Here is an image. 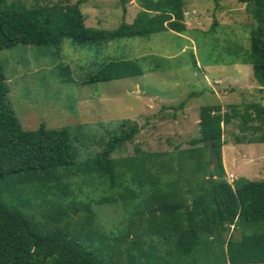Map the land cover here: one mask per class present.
Returning a JSON list of instances; mask_svg holds the SVG:
<instances>
[{
    "label": "trees",
    "instance_id": "trees-1",
    "mask_svg": "<svg viewBox=\"0 0 264 264\" xmlns=\"http://www.w3.org/2000/svg\"><path fill=\"white\" fill-rule=\"evenodd\" d=\"M127 2L121 0L123 15ZM236 2L245 5L254 22L246 62L262 88L264 0ZM82 3L26 8L0 0V50L17 44L56 46L63 39L103 44L186 31L184 0H138L142 11L134 21L110 31L86 27ZM142 74L135 61H109L87 83ZM4 81L0 65V264H118L120 256L121 264H264V182L250 181L237 189L235 181L231 185L226 180L222 165L223 128L238 117L235 109L230 114L220 105L200 107V137L177 154L116 161L112 155L137 133L136 126L125 130L122 123L118 134L99 140L101 151L80 159L69 130L21 127L6 102ZM249 108L264 124V108ZM243 118L252 120L247 112ZM207 140L217 158L213 169ZM127 175L135 187L123 184L116 192ZM98 191L107 195L91 198ZM117 200L131 207L132 215H146L155 244L128 230L118 237L105 231L101 212ZM251 225L262 228L251 230ZM231 227L238 237L225 236Z\"/></svg>",
    "mask_w": 264,
    "mask_h": 264
},
{
    "label": "rangeland",
    "instance_id": "rangeland-1",
    "mask_svg": "<svg viewBox=\"0 0 264 264\" xmlns=\"http://www.w3.org/2000/svg\"><path fill=\"white\" fill-rule=\"evenodd\" d=\"M78 1L5 0V5L31 8L67 6ZM83 1L79 8L85 26L99 30L131 24L142 11L138 0L126 3L125 15L121 0ZM184 4L186 31L182 34L164 31L84 45L63 39L56 46L17 44L1 49L6 102L21 127L26 131L41 125L69 130L81 159L101 151L99 140L118 134L122 123L125 130L136 126L132 141L112 155L116 161H123L142 154H177L191 148V141L200 137V107L220 105L222 112L231 114L233 108L238 115L223 128L221 158L226 180L231 185L239 178L264 182V124L249 108L256 104L264 108V87L255 82L246 62L254 29L250 12L236 0H184ZM117 60L135 61L143 74L87 83L102 64ZM245 112L252 120L243 118ZM122 180L116 192L123 190V184L129 189L135 187L130 175ZM68 181L72 183L73 179ZM104 195L107 193L98 191L91 198ZM131 211L120 200L108 212L103 210L105 231L118 237L128 230L155 244L157 238L144 222L146 215H132ZM261 228L251 225V230ZM238 234L231 227L225 236ZM120 260L118 264L122 256Z\"/></svg>",
    "mask_w": 264,
    "mask_h": 264
},
{
    "label": "water",
    "instance_id": "water-1",
    "mask_svg": "<svg viewBox=\"0 0 264 264\" xmlns=\"http://www.w3.org/2000/svg\"><path fill=\"white\" fill-rule=\"evenodd\" d=\"M206 145H207V149H208V158L210 160V167L213 169L216 165L217 162V158L214 154V149H213V144H212V140H207L206 141ZM249 182V180L244 179V178H239L236 181V188L239 189L241 188L244 184H247Z\"/></svg>",
    "mask_w": 264,
    "mask_h": 264
}]
</instances>
